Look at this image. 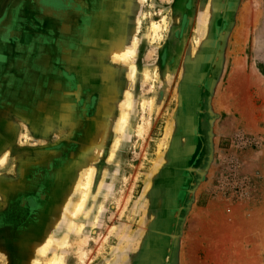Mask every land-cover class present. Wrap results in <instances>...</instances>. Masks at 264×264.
<instances>
[{
    "label": "rangeland",
    "instance_id": "obj_1",
    "mask_svg": "<svg viewBox=\"0 0 264 264\" xmlns=\"http://www.w3.org/2000/svg\"><path fill=\"white\" fill-rule=\"evenodd\" d=\"M49 2L0 0V264H264V2Z\"/></svg>",
    "mask_w": 264,
    "mask_h": 264
},
{
    "label": "bare ground",
    "instance_id": "obj_2",
    "mask_svg": "<svg viewBox=\"0 0 264 264\" xmlns=\"http://www.w3.org/2000/svg\"><path fill=\"white\" fill-rule=\"evenodd\" d=\"M244 17V16H243ZM106 18V17H104ZM152 28H153V31L154 33H157V31L159 30L160 28V24L159 23H152ZM108 35V34H107ZM91 40V39H90ZM100 40V39H99ZM97 42V41H96ZM91 43V42H90ZM89 43V44H90ZM135 44H136V40H135ZM97 52H99V54H102V55H109L111 56L114 60H118L120 62H124V63H127L130 61V58L131 56L136 52L135 51V47H128V45H126V41H125V38H124V34L121 35V36H116V35H111L109 40L107 41V44L102 47V48H98L97 49ZM132 59V58H131ZM131 62V61H130ZM128 69H129V75L130 76H133L134 73L136 72L135 71V66L134 65H128ZM111 70V69H110ZM118 95V94H117ZM129 96V92L127 94ZM126 95V96H127ZM107 100V99H106ZM116 100V99H115ZM113 100V101H115ZM113 104V103H112ZM130 104V101L129 99L124 102V106L126 108L129 107ZM103 110L105 112H109V108H108V105L107 103L103 102ZM110 106V105H109ZM131 107V106H130ZM127 119H128V113L126 110H123L122 114H121V117L119 119V129L120 130H123V128L125 127L126 123H127ZM109 121V119L107 120ZM105 122V121H104ZM118 125V124H117ZM102 132L100 133L99 137L100 139L95 141L93 144L91 143V152L90 154H86L87 155V158H89V160L91 159H94L96 157H98L101 153V150H102V147H104V143H105V140H106V134H107V131H108V126H107V123H102V126L100 127ZM97 137V136H96ZM92 140V139H91ZM5 156V155H4ZM5 158H3L2 161H0V164H2L4 162ZM81 162V160H80ZM87 163V162H86ZM82 164V163H80ZM82 166V165H81ZM94 168V167H93ZM93 168L92 167H88V175L86 176V187L88 188L89 187V184H90V181H91V175H92V172H93ZM84 170V169H82ZM86 175V174H85ZM80 176V175H79ZM76 183L74 185L75 189L78 188H82V180L81 178H77L76 179ZM67 193V192H66ZM65 206H68V202ZM85 206V197L83 198V200L78 203L76 209L73 211V216H77L78 213H80L82 211V209L84 208ZM65 207H63L64 209ZM62 214V213H61ZM54 216V215H53ZM52 240L51 238H48L46 240H44L41 245L38 247H36L35 250L39 251V253L43 254V255H47L49 249H50V246L52 244ZM59 246H61V244H59ZM62 247V246H61ZM47 263H39V264H65L62 256L59 254V252H56L55 254H53L51 257H49L47 259ZM38 263V262H37Z\"/></svg>",
    "mask_w": 264,
    "mask_h": 264
},
{
    "label": "crops",
    "instance_id": "obj_3",
    "mask_svg": "<svg viewBox=\"0 0 264 264\" xmlns=\"http://www.w3.org/2000/svg\"><path fill=\"white\" fill-rule=\"evenodd\" d=\"M262 2H264V0H261ZM46 10H48V11H50V12H52L53 14H55V15H57V16H59L60 17V14H56V12L55 11H53L52 10V8L51 7H44ZM3 34H4V24L3 23H1L0 24V67H3L4 65H3ZM10 74L9 73H7L6 74V76H9ZM3 83H4V78H3V69H1L0 70V99L2 98V99H4V98H11V97H13V94H15L16 92H17V89L16 90H14L13 89V84L8 88L7 87V89L6 90H3L4 88H3ZM19 92V91H18ZM3 111V109H2V106L0 105V112L1 113H3L2 112ZM1 127V126H0ZM0 131H2V130H0ZM0 136H1V133H0ZM3 158H5L6 159V156H4ZM3 160V159H2ZM1 160V161H2ZM5 161V160H4Z\"/></svg>",
    "mask_w": 264,
    "mask_h": 264
},
{
    "label": "flooded vegetation",
    "instance_id": "obj_4",
    "mask_svg": "<svg viewBox=\"0 0 264 264\" xmlns=\"http://www.w3.org/2000/svg\"><path fill=\"white\" fill-rule=\"evenodd\" d=\"M44 2L43 0H39ZM84 0H50V4L55 7L58 11L56 14H60V17H67L70 12H80V4ZM83 21V20H82Z\"/></svg>",
    "mask_w": 264,
    "mask_h": 264
}]
</instances>
